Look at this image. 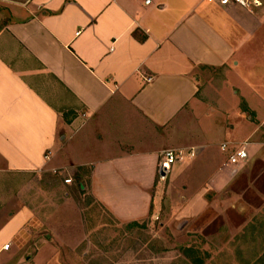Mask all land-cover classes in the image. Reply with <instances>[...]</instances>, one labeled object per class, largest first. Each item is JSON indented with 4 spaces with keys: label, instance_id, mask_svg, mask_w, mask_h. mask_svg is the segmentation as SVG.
<instances>
[{
    "label": "crops",
    "instance_id": "1",
    "mask_svg": "<svg viewBox=\"0 0 264 264\" xmlns=\"http://www.w3.org/2000/svg\"><path fill=\"white\" fill-rule=\"evenodd\" d=\"M145 1L0 0L10 18L0 27V171L86 179L79 187L121 224L158 210L166 149L196 152L172 168L171 191L264 194V151L246 141L245 124L224 126L244 114L241 100L255 112L251 91L264 96V76L248 70L264 65V0L253 12ZM221 68L218 78L201 71ZM216 137L223 156L213 163ZM225 141L246 144L248 158L228 164ZM74 211L66 202L43 220L28 208L11 215L0 225V264H73L61 250L80 237Z\"/></svg>",
    "mask_w": 264,
    "mask_h": 264
},
{
    "label": "rangeland",
    "instance_id": "2",
    "mask_svg": "<svg viewBox=\"0 0 264 264\" xmlns=\"http://www.w3.org/2000/svg\"><path fill=\"white\" fill-rule=\"evenodd\" d=\"M9 19L0 6V27ZM254 64L248 70L258 78L263 77L264 65ZM201 71L218 78L223 76L224 69ZM250 93L246 99L256 113L249 109L243 112L241 106L247 104L241 100L238 112L244 114L226 120L224 126L228 129L236 126L239 130L245 124L251 129L246 141L256 143L264 151V96ZM229 105L232 106V100ZM222 117H217L216 124L223 121ZM237 136L243 137L242 132ZM220 140L214 138L209 148L208 156L213 163L223 156L219 152ZM224 143L229 147L242 144ZM209 173L211 170L206 175ZM260 174L264 175V171ZM82 180L74 178L71 186L64 188V175L58 173L0 171V225L23 208L43 220L66 202H72L76 209L72 215L80 221L81 234L76 242L65 243L66 249L61 253L64 260L71 259L73 264H264V194L256 193V187L238 190L237 197L229 189L190 194L181 185L171 191L167 178L158 210L144 221L121 224L79 187V183L86 185L87 180ZM212 237L214 241L207 240Z\"/></svg>",
    "mask_w": 264,
    "mask_h": 264
},
{
    "label": "built area",
    "instance_id": "3",
    "mask_svg": "<svg viewBox=\"0 0 264 264\" xmlns=\"http://www.w3.org/2000/svg\"><path fill=\"white\" fill-rule=\"evenodd\" d=\"M207 3L218 4L222 7L235 6L239 7L248 12H253L262 6V0H202ZM146 4L150 3V0L145 1ZM147 82L151 81V78L146 79ZM246 144L239 148H231L227 144H221L220 150L227 154V163L236 166L239 163L245 161L248 158L247 152L245 150ZM232 149V150H231ZM196 152L193 148L187 150L186 152L177 151L172 149H166L161 152L160 159L158 163L157 176L161 182H164L168 175L170 174L172 168L181 163L186 158H194ZM54 173H58L55 172ZM71 178L64 179L65 184H71ZM9 249V244H4L2 246V251H7Z\"/></svg>",
    "mask_w": 264,
    "mask_h": 264
},
{
    "label": "trees",
    "instance_id": "4",
    "mask_svg": "<svg viewBox=\"0 0 264 264\" xmlns=\"http://www.w3.org/2000/svg\"><path fill=\"white\" fill-rule=\"evenodd\" d=\"M241 110H242L243 112H247V108H246L244 105L241 106Z\"/></svg>",
    "mask_w": 264,
    "mask_h": 264
}]
</instances>
